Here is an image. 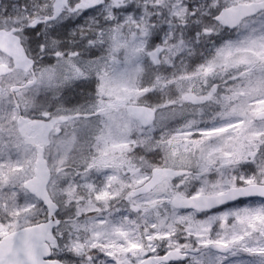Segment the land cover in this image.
<instances>
[{"label": "snow or ice", "instance_id": "1", "mask_svg": "<svg viewBox=\"0 0 264 264\" xmlns=\"http://www.w3.org/2000/svg\"><path fill=\"white\" fill-rule=\"evenodd\" d=\"M0 264H264V0L0 2Z\"/></svg>", "mask_w": 264, "mask_h": 264}, {"label": "rangeland", "instance_id": "2", "mask_svg": "<svg viewBox=\"0 0 264 264\" xmlns=\"http://www.w3.org/2000/svg\"><path fill=\"white\" fill-rule=\"evenodd\" d=\"M0 2H3V3H9V0H0ZM21 3L24 2V0H20ZM71 26H69L70 28ZM81 89L80 88H77L75 89L74 92H71V93H68L67 95V99L70 100L72 103H69L67 105H65L66 107H72L73 104L76 102V100L78 99V95L81 93ZM152 102H155V97L152 98Z\"/></svg>", "mask_w": 264, "mask_h": 264}]
</instances>
